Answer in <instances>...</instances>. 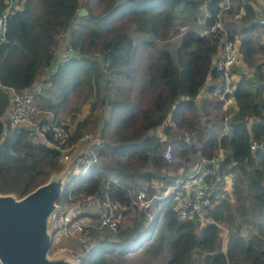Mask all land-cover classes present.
Masks as SVG:
<instances>
[{"label": "trees", "instance_id": "trees-1", "mask_svg": "<svg viewBox=\"0 0 264 264\" xmlns=\"http://www.w3.org/2000/svg\"><path fill=\"white\" fill-rule=\"evenodd\" d=\"M10 1L0 0V14ZM230 1L224 10L225 0H12L0 40V117L9 104L5 88H31L47 73L62 96L65 86L83 82L94 92L93 109H108L102 120L85 117L72 130L55 114L39 117L48 138L51 126L62 124L70 130L69 145L88 128L102 141L91 147L95 154L88 155L89 166L69 176L58 201L62 209L79 203L78 217L92 222L88 248L80 250L81 258L87 256L84 264H118L131 254L142 256V264H264V63L254 58L264 42L256 45L260 25L253 7ZM81 7L87 12L83 16L78 15ZM201 10L207 14L198 31L189 24L198 22ZM220 10L228 37L240 40L242 61L254 68V80L241 74L226 95L234 100L226 110L214 87L197 101L208 79L221 74L213 67L219 32L205 33ZM68 29L74 55L49 74L57 35ZM131 31L152 37L136 42ZM172 37L178 38L177 65L170 50L159 45ZM36 97L44 99L39 92ZM57 105H50L54 113ZM167 119L171 124L162 137L156 130ZM252 141L262 145L252 151ZM166 144L170 161L162 156ZM59 159L54 149L33 144L25 128H10L0 119V192H29L60 169ZM197 165L201 170L192 178L204 174L214 188V205L205 219L179 220L174 198L181 179ZM227 177H232L234 201L225 189ZM139 192L155 196L158 209L147 230L146 210L136 213L134 207L129 223L103 232L84 202L126 205ZM236 218L239 224L222 251L221 223ZM247 223L255 232L245 240L241 228Z\"/></svg>", "mask_w": 264, "mask_h": 264}, {"label": "built area", "instance_id": "built-area-1", "mask_svg": "<svg viewBox=\"0 0 264 264\" xmlns=\"http://www.w3.org/2000/svg\"><path fill=\"white\" fill-rule=\"evenodd\" d=\"M200 1L202 4H205L208 0ZM238 1H241L243 5L246 4L250 6H253L255 2L254 0ZM230 2V0H225V5H223L224 10L229 7ZM11 4L12 0L9 2L6 10L0 14V40L4 39L6 33L7 17ZM221 13L222 10L218 12L214 24L208 28L205 33H211L214 31L219 32L218 42L220 50L215 57L213 67L221 74L216 79L214 91L219 94L222 99H226V95L230 94L235 86L232 68L235 67L238 62L239 53L236 41L229 38L227 35L224 24L221 20ZM240 14L243 16L246 14L243 6L240 9ZM257 22L261 27H264V8L259 10ZM62 38H65V40ZM61 40L66 42L67 47L65 51L58 56L57 46L61 43ZM70 42V29L57 35V42L53 53L54 58L57 56V62L52 66L49 74H53L59 66L74 55ZM5 91L9 97V104L0 119L5 118L10 128H25L28 131L30 141L33 144L41 143L46 147L54 149L59 154V162H62L63 164L68 162L71 158H74L73 168L76 170L79 168L77 173L80 172V169L83 166H85V169L89 166L91 159L88 158V155L95 154L91 147L102 145V141L99 137H96L94 140H90L87 145V149L83 152V154H80L79 157L75 154L71 156L68 154V151L72 145L67 144L70 136V130L66 129L62 124H54L50 128V138L46 136L47 130L42 125L39 118V110L36 100L39 90L31 87L17 91L14 88L7 87L5 88ZM170 124L171 122L169 119L162 122L156 130L157 133L162 134L163 129ZM84 136L87 137L86 135ZM185 142L187 144L190 142L188 135L185 136ZM261 145L262 143L252 141L250 147L253 151ZM162 156L168 161L172 159L171 146L169 144H166L163 147ZM93 160H95V157ZM200 170L201 165L192 167L190 169V173L186 174V177L182 178L180 181L182 184L181 190H179L177 196L174 198L173 204V210L179 220L193 218L205 219V212L214 205L212 199L214 188L207 184L204 180V174L202 173L199 176L192 178L194 173L200 172ZM186 180H191L192 183L190 185H186ZM178 184L175 188L179 187ZM171 189L173 188H170V190ZM167 193H169V189L165 192V194ZM154 199L155 196L148 197L145 192H139L133 197L132 203L126 205L117 204L109 200L97 201L91 198H87L84 202L88 203L92 201L94 213L98 217V228L100 230L115 232L126 214L134 211V207L143 211H148L151 208ZM80 210L79 203H77L62 209L58 214L56 213L57 215H55L52 225L54 230L53 242L56 239L60 242H65L67 240L74 241L80 250L88 244L89 235L87 227L81 221L82 217H78ZM149 219H153L151 215L149 216ZM59 248L66 249L65 246H60Z\"/></svg>", "mask_w": 264, "mask_h": 264}, {"label": "water", "instance_id": "water-1", "mask_svg": "<svg viewBox=\"0 0 264 264\" xmlns=\"http://www.w3.org/2000/svg\"><path fill=\"white\" fill-rule=\"evenodd\" d=\"M86 9L79 8L78 15ZM74 158L50 172L42 183L29 192H0V264H84L68 250L50 252L52 227L73 169Z\"/></svg>", "mask_w": 264, "mask_h": 264}, {"label": "rangeland", "instance_id": "rangeland-1", "mask_svg": "<svg viewBox=\"0 0 264 264\" xmlns=\"http://www.w3.org/2000/svg\"><path fill=\"white\" fill-rule=\"evenodd\" d=\"M206 12L204 10H201L199 15H198V22L195 24L193 22H190L189 26L195 28L196 30L198 29V31H200V29H202L201 27H203V25H200V21L203 23L205 17H206ZM183 13H177L176 17H175V21L176 23L180 22L183 18ZM130 34H132V36L135 38L136 42L144 39V38H149L152 37L151 35L148 34H141V33H136L131 31ZM259 32L256 30L255 31V36L258 37ZM178 38L172 37L171 39H168L164 42H160L159 45L167 48L168 50H170L171 54H172V59H173V63L174 64H178L177 63V59L175 57V52H174V48H175V43L177 42ZM255 61L257 63H264V50H257V52L254 55ZM66 83H64L63 85L65 86ZM67 87V89H65V91L62 93L65 96H62L61 93L56 90V88L54 89H48L45 87L42 91L41 89V94L42 96H44V99L42 100L41 98L39 99L38 97L36 98L37 100V104H38V110H39V117L41 116L42 112H45L46 109L50 108V105H57V113L59 114V118H61V116L65 115V117H69L70 119L76 120H82L85 117H93L96 116L98 117V119L102 120V115L107 116L108 115V109L107 107L101 111L97 108V109H93V103L95 101V97H94V92H89L86 88V85L81 82L79 84H77L76 86H74L73 84H70L69 86H65ZM59 92V93H58ZM40 95V96H41ZM57 95L59 99L57 98ZM62 98V99H61ZM104 118V117H103ZM157 132V131H156ZM84 135H86L87 137H85ZM162 137L163 134H161ZM96 137H99V135L94 134L90 128L85 129L84 133H83V137L82 139H80L76 144H73L70 147V150L68 151V154L72 155H79L83 154V152H85V150L87 149V145L90 142V140H94ZM100 138V137H99ZM64 164L62 162H60V168L63 166ZM77 168V167H76ZM85 169V166H83L81 169ZM80 169V170H81ZM79 170V168L77 169ZM77 170L75 168L72 169L71 174H76ZM190 173V171L188 172ZM187 173V174H188ZM182 177V176H181ZM186 185H190L192 182L191 180H186L185 181ZM229 184L228 186H226V192L229 194V191L231 192V187H232V180H228L226 185ZM230 186V187H229ZM228 188V189H227ZM94 201V200H93ZM91 202L86 203V207L89 211L94 210L93 206L91 205ZM163 205V202H160V206ZM61 207H59V211L57 212V214L61 211ZM157 208H155L154 203H152L151 208L146 211L147 216H150L153 218L157 212ZM143 210H138L136 209V213L137 212H142ZM134 211H131L130 213L126 214V216L124 217V219L120 222V225H125L127 223H129V221H131L132 215H133ZM56 214V215H57ZM149 219V217H148ZM151 219H149L148 222H146V230L149 229L151 222ZM81 221L83 222V224L88 227L89 224H92V222L85 218L84 216L81 218ZM53 225V223H52ZM106 232V231H103ZM246 236V235H245ZM245 239H247V236L244 237ZM224 239V237H223ZM60 246H65L66 249H60ZM88 248V246L83 247V249ZM68 250L69 252H71L72 254L78 256L79 258L81 255L80 249L77 247V245L74 243V241H65V242H60L57 241V239L52 243L51 245V250L50 252L53 253V251L55 250ZM118 264H142V256H138L137 254H132L129 255V258L126 261L120 262Z\"/></svg>", "mask_w": 264, "mask_h": 264}, {"label": "crops", "instance_id": "crops-1", "mask_svg": "<svg viewBox=\"0 0 264 264\" xmlns=\"http://www.w3.org/2000/svg\"><path fill=\"white\" fill-rule=\"evenodd\" d=\"M254 4H253V9L255 11V14H256V20H257V16H258V13H259V10L264 8V0H254ZM257 31L259 32V35L258 37H256L255 41H256V45L258 46V42L259 43H263L264 41V27H258L257 28ZM63 39V38H62ZM65 40V38L63 39ZM236 41V45H237V49H238V53H239V59H238V62L237 64L235 65L236 67L234 68V81L235 83L237 82V80L240 78V75L241 74H244L246 75V77L250 78V79H253L254 80V76H253V72H254V68L249 66L248 64L244 63L242 61V55L240 54V51H239V48H240V40L239 38H236L235 39ZM67 45H66V42L65 41H62L61 40V43L57 46V52H58V56L63 52L65 51ZM56 58L57 56L54 58L53 62H52V65H55V63L57 62L56 61ZM257 63V62H256ZM260 63V62H259ZM237 73V74H236ZM48 73L46 75H44L40 80H38V82H36L32 87H34L35 89L39 90V96L42 94L41 93V89L43 91V89L46 87L47 90L48 89H54L55 87H52V83L50 81H48ZM215 82L216 80H213L211 78L208 79L207 83L205 84V86L201 89L199 95L197 96V101L198 100H201L203 99V97H206L208 96V89L209 87H214L215 86ZM259 82V81H258ZM56 90H57V87H56ZM43 95V94H42ZM41 95V96H42ZM59 95H57V98L56 99H59L58 98ZM44 97V96H43ZM234 103V100L230 97V98H226L224 99V104H223V109L226 110L228 109L232 104ZM51 108V107H50ZM46 109V111L43 113V115L41 114L40 118L42 117H48L49 116L53 117L54 114H55V117L56 119L60 120L64 125H69L70 126V130L73 129L74 125L80 121L79 119H76V120H73V119H70L69 117H65V115L61 116V118H59V114L57 113H54L52 109ZM83 137V135H82ZM82 137L80 139H82ZM79 139V140H80ZM188 173V172H187ZM186 173V174H187ZM232 180V177H227L225 180H226V183L228 180ZM229 184H227L226 186H228ZM230 187V186H229ZM228 189V188H227ZM227 191V190H226ZM231 191H232V187H231ZM229 197L231 198L232 201H234L233 199V194L229 191ZM91 205H92V202H91ZM93 206V205H92ZM94 208V207H93ZM91 212H94V210H92ZM87 219H89L88 217H85ZM237 223L239 224V219L236 218L235 222L230 224L229 222H222L221 223V231H220V236H221V249L222 251H225L226 249V244H227V241H228V237L230 235V233L234 232L235 231V227L237 225ZM255 232V227L252 223H247L245 225H243V227L241 228V235H242V238L246 237L247 236V239L249 238V236ZM246 235V236H245ZM224 237V239H223ZM245 239V238H244ZM245 239V240H247ZM132 255V254H131Z\"/></svg>", "mask_w": 264, "mask_h": 264}]
</instances>
